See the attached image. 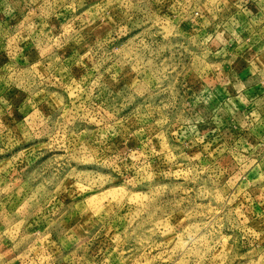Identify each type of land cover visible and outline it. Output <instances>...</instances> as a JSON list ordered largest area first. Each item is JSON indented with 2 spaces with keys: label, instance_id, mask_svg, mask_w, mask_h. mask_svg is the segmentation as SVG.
<instances>
[{
  "label": "rangeland",
  "instance_id": "obj_1",
  "mask_svg": "<svg viewBox=\"0 0 264 264\" xmlns=\"http://www.w3.org/2000/svg\"><path fill=\"white\" fill-rule=\"evenodd\" d=\"M252 35L264 0H0V264H264V136L218 92Z\"/></svg>",
  "mask_w": 264,
  "mask_h": 264
},
{
  "label": "crops",
  "instance_id": "obj_2",
  "mask_svg": "<svg viewBox=\"0 0 264 264\" xmlns=\"http://www.w3.org/2000/svg\"><path fill=\"white\" fill-rule=\"evenodd\" d=\"M249 28V27H248ZM249 38H251V40L249 41L248 45H253L252 48L257 47L261 45V47L264 48V42H255L254 36H250ZM253 40V41H252ZM254 52V57H252L253 61H251L252 59L249 58V65L246 67H243L241 72H243L244 70H247V76L245 78V83L243 84L242 88H226V92L223 91L222 89L218 92H220V97L222 99V101H224L225 103H230V100H236L239 99V97H242L243 95H246L247 93H249L248 95H251V97L249 98V101L247 102V108L248 109H252L254 110L252 112V115L256 116L255 118V125L254 127H259L260 131L262 130L261 133H257L254 132L253 130H251V134L249 135V133L244 134L243 136H248L247 139H253L252 137L256 136L257 138H261L264 136V70L260 69V67L257 65L259 64V60L263 61L264 63V49H256L253 50ZM253 62V63H252ZM254 64V65H253ZM256 65V66H255ZM261 65V64H259ZM240 73V71H239ZM234 97L230 99V97ZM247 98V96H246ZM220 99V100H221ZM253 125V124H252ZM251 153V152H250Z\"/></svg>",
  "mask_w": 264,
  "mask_h": 264
}]
</instances>
